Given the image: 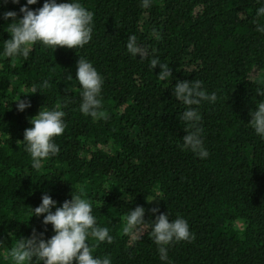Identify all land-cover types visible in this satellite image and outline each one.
<instances>
[{
	"label": "trees",
	"instance_id": "obj_1",
	"mask_svg": "<svg viewBox=\"0 0 264 264\" xmlns=\"http://www.w3.org/2000/svg\"><path fill=\"white\" fill-rule=\"evenodd\" d=\"M79 2L93 13L84 48L37 43L27 60L0 55V264H13L18 239L55 234L43 216H33L42 195L61 206L72 192L91 200L98 226L109 228L112 244H89L94 257L107 256L112 264H168L150 226L134 239L123 232L125 215L138 206L149 225L161 213L170 222L178 216L188 222L194 238L169 247L170 264H264V139L248 124L261 99L256 88L264 87L258 0H151L147 8L141 0ZM25 3L0 0V53L12 23L3 13L15 11L19 19ZM133 35L143 59L127 51ZM81 57L103 77L106 119L80 112L75 73ZM152 59L172 68L168 81L158 79L161 69ZM44 80L46 89L39 87ZM178 80H199L217 95L198 109L207 159L180 147L187 133L180 118L186 106L172 91ZM20 97L31 102L23 112ZM56 106L66 114L65 131L55 139L60 151L36 172L24 131L43 107Z\"/></svg>",
	"mask_w": 264,
	"mask_h": 264
},
{
	"label": "clouds",
	"instance_id": "obj_2",
	"mask_svg": "<svg viewBox=\"0 0 264 264\" xmlns=\"http://www.w3.org/2000/svg\"><path fill=\"white\" fill-rule=\"evenodd\" d=\"M150 2L151 0H141V6L147 8ZM258 2L261 6L256 9L255 14L258 18L264 17V0ZM11 3L20 4V0H11ZM37 3L38 0H26L19 9L22 14L19 19L15 11L3 13L2 18L5 21L11 20L12 23L7 26L10 39L3 41L0 55L27 60L33 45L37 43L54 50L57 47L76 50L84 48L91 41L93 13L79 0L61 3H57V0H45L43 6L38 9L32 10L29 7ZM256 31L264 34V25H257ZM126 48L131 55L144 58L145 51L137 44L134 35L128 37ZM150 63L161 69L157 75L159 80L165 82L172 76V68L169 65L159 63L156 59H152ZM66 79L72 81L73 76L68 74ZM75 80L81 87L80 112L94 121L106 119L101 95L103 77L93 64L83 57L77 60ZM39 87L48 88V81H42ZM172 91L176 100L186 106L180 117L186 124L184 130L187 133L181 139V149L190 151L200 159H207L209 152L202 139V129L199 126L201 115L198 109L202 102L215 103L216 93L206 92L199 80H178ZM32 92L37 93L35 87ZM256 95L261 99L256 104V110L250 113L251 120L248 124L264 139V87H257ZM21 97L17 101V109L23 112L31 107V102L22 100ZM65 115L59 106L52 109L43 107L38 115L30 119L32 127L25 129L23 142L25 151L31 157L32 170L39 172L44 161L58 155L60 149L55 139L65 131ZM92 210V201L83 198L82 194L74 195L72 192L71 199L65 200L61 206H57V202L50 195L43 194L40 205L32 209L33 216H43V224H50L55 234L47 240L42 238V234H34L29 239H18L10 252L13 264H73V261L76 264H112L107 256L100 258L92 254L93 246L89 244L90 240L107 244L113 242L109 228L98 226ZM151 211L153 214L157 212L156 209ZM144 216L143 207L131 209L124 217L122 230L134 239L142 228L150 226V235L162 262L170 264L168 249L172 244L190 242L194 238L188 222L182 217L178 216L170 222L169 215L161 213L151 220L149 225Z\"/></svg>",
	"mask_w": 264,
	"mask_h": 264
},
{
	"label": "rangeland",
	"instance_id": "obj_3",
	"mask_svg": "<svg viewBox=\"0 0 264 264\" xmlns=\"http://www.w3.org/2000/svg\"><path fill=\"white\" fill-rule=\"evenodd\" d=\"M257 72H254L252 76H256ZM154 204H156L155 201H152Z\"/></svg>",
	"mask_w": 264,
	"mask_h": 264
}]
</instances>
